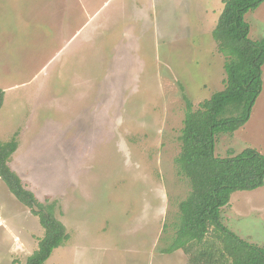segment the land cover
Listing matches in <instances>:
<instances>
[{
	"label": "rangeland",
	"instance_id": "rangeland-1",
	"mask_svg": "<svg viewBox=\"0 0 264 264\" xmlns=\"http://www.w3.org/2000/svg\"><path fill=\"white\" fill-rule=\"evenodd\" d=\"M222 9L223 0H0V139L19 130L27 157L9 166L38 202H56L69 234L44 264H187L181 249L161 248L191 189L175 164L186 99L196 108L224 87L212 38ZM244 18L250 39L264 36V2ZM247 147L264 154V64L249 120L217 136L215 155ZM221 220L263 245L264 184L232 192ZM2 221L0 264H23L44 229L0 179Z\"/></svg>",
	"mask_w": 264,
	"mask_h": 264
},
{
	"label": "trees",
	"instance_id": "trees-1",
	"mask_svg": "<svg viewBox=\"0 0 264 264\" xmlns=\"http://www.w3.org/2000/svg\"><path fill=\"white\" fill-rule=\"evenodd\" d=\"M262 2L223 0L212 38L225 57L224 87L199 102L196 108L185 98L175 164L191 189L179 203L174 232L161 251L171 253L181 249L187 256V264H264V244L257 246L242 239L221 220V209L228 204L232 192L253 190L264 184V154L247 147L237 154L215 155L217 136L233 133L249 120L262 90L264 36L250 39L244 18ZM3 100L4 91L0 88V108ZM17 144V132L9 140H0V178L16 199L38 216L44 229L37 248L23 264H44L53 250L69 239V234L55 215L56 202H38L10 168L9 159Z\"/></svg>",
	"mask_w": 264,
	"mask_h": 264
},
{
	"label": "crops",
	"instance_id": "crops-1",
	"mask_svg": "<svg viewBox=\"0 0 264 264\" xmlns=\"http://www.w3.org/2000/svg\"><path fill=\"white\" fill-rule=\"evenodd\" d=\"M0 128H1V126H0ZM10 138V137H9ZM9 138H7V139H0V140H2V141H6V140H9ZM20 138H22L21 137V133L19 132V130L17 131V148H16V150L12 153V155H11V157H10V159H9V164L14 160V158H16V156H18V158H20V157H22V158H25V157H27V154L26 153H24V152H26V151H24V150H22V145L20 144ZM22 154V155H21ZM20 155V156H19ZM21 178V177H20ZM25 178H31V179H33L32 177H27V176H25ZM1 179V178H0ZM22 180V179H21ZM24 182H25V180L24 181H22V183L24 184ZM25 185V184H24ZM26 186V185H25ZM31 188V187H30ZM29 189V188H28ZM32 189V188H31ZM30 189V190H31ZM33 190V189H32ZM31 190V191H32ZM33 192V191H32ZM34 195H35V193H34ZM36 196V195H35ZM0 223H5V221H2V222H0ZM14 245L15 244H12V247L14 248ZM60 247V246H59Z\"/></svg>",
	"mask_w": 264,
	"mask_h": 264
},
{
	"label": "water",
	"instance_id": "water-1",
	"mask_svg": "<svg viewBox=\"0 0 264 264\" xmlns=\"http://www.w3.org/2000/svg\"><path fill=\"white\" fill-rule=\"evenodd\" d=\"M35 210H37L38 208L36 206H34Z\"/></svg>",
	"mask_w": 264,
	"mask_h": 264
}]
</instances>
